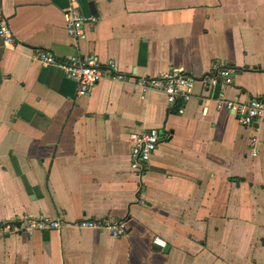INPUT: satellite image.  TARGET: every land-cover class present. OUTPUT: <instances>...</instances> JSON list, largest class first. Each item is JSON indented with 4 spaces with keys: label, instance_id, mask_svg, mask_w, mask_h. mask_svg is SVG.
<instances>
[{
    "label": "crops",
    "instance_id": "crops-1",
    "mask_svg": "<svg viewBox=\"0 0 264 264\" xmlns=\"http://www.w3.org/2000/svg\"><path fill=\"white\" fill-rule=\"evenodd\" d=\"M69 7L94 17L80 39L65 33ZM0 15L16 40L0 39V222H64L1 236L0 264H264V119L240 126L211 101L264 97V0H0ZM36 49L127 79L76 96ZM212 64L234 67L232 83L205 90ZM170 69L196 79L188 101L134 83ZM149 128L160 141L138 180L128 133ZM82 218L123 219L127 233L72 225Z\"/></svg>",
    "mask_w": 264,
    "mask_h": 264
},
{
    "label": "built area",
    "instance_id": "built-area-1",
    "mask_svg": "<svg viewBox=\"0 0 264 264\" xmlns=\"http://www.w3.org/2000/svg\"><path fill=\"white\" fill-rule=\"evenodd\" d=\"M64 30L67 36L73 39L83 37L85 21L90 24L94 17L84 19L76 7H69L64 12ZM0 39L4 46L16 45L10 28L5 18L0 15ZM35 58L42 64L58 67L65 76L76 83V96L86 95L91 88L102 79L124 81L127 77L119 72L113 62L100 63L94 57L74 56L64 60H58L52 54L42 49L35 50ZM236 69L227 64H212L210 71L198 79L205 90L213 87L224 88L233 81ZM196 79L185 75L177 69H170L157 76H142L134 79V83L142 90L153 89L161 92L168 106L188 101L192 96V89ZM200 106H201V98ZM216 110H224L230 113L238 125L250 126L264 119V97H252L239 102L225 98L221 94L211 98ZM205 110L202 105L201 112ZM128 161L129 168L136 173L138 180L147 167V162L152 152L160 141V133L155 128L144 131H132L128 133ZM255 137H250V154H255ZM64 222L59 218H51L44 215L20 214L8 220L0 222V237L6 235H31L34 232L58 230ZM72 225L79 229H97L105 231L109 236L117 238L127 233V226L123 219H98L82 218ZM152 243L159 248L165 246V242L153 236Z\"/></svg>",
    "mask_w": 264,
    "mask_h": 264
},
{
    "label": "water",
    "instance_id": "water-1",
    "mask_svg": "<svg viewBox=\"0 0 264 264\" xmlns=\"http://www.w3.org/2000/svg\"><path fill=\"white\" fill-rule=\"evenodd\" d=\"M166 250H167V247H164V248H163V251H166Z\"/></svg>",
    "mask_w": 264,
    "mask_h": 264
}]
</instances>
